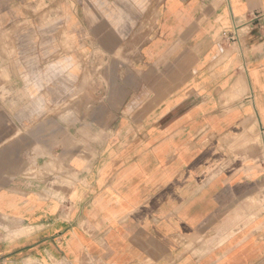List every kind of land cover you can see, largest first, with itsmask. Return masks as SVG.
<instances>
[{
    "label": "crops",
    "instance_id": "0c3cea01",
    "mask_svg": "<svg viewBox=\"0 0 264 264\" xmlns=\"http://www.w3.org/2000/svg\"><path fill=\"white\" fill-rule=\"evenodd\" d=\"M41 1L0 0V264H264V0Z\"/></svg>",
    "mask_w": 264,
    "mask_h": 264
},
{
    "label": "rangeland",
    "instance_id": "374dc122",
    "mask_svg": "<svg viewBox=\"0 0 264 264\" xmlns=\"http://www.w3.org/2000/svg\"><path fill=\"white\" fill-rule=\"evenodd\" d=\"M58 7V4L55 5ZM46 7V4L42 0L41 3H37L35 5V10L36 11H42ZM68 16L70 17L68 21H66V31L65 34L63 35V43L66 48V50L70 53L71 49L77 47L75 46L79 41L76 36H73L71 34V29L78 27L76 25V21L72 18V15L70 13V9L65 10ZM64 11V13H65ZM90 23V19L85 18L83 21ZM88 37V36H87ZM85 39V37H84ZM68 53V54H69ZM107 53L104 52H91V51H84L83 53V61H82V68L84 69V84H83V89L80 91L81 93L73 99L68 105L65 106L69 110V108H76L78 106H83L84 108H87L88 106H91V92L92 90H98L100 93L104 91V88L106 87V84L103 83L106 81V76H107ZM113 60L111 61V64H116L117 67L120 66L122 68L123 63L125 61V56L123 51H117L115 53V58H112ZM119 68L120 73L122 74V70ZM93 79H99V85L96 83L93 84ZM64 108V109H65ZM257 140V139H256ZM255 142V140H253ZM246 148V147H245ZM246 150V149H244ZM261 153H262V148H260ZM261 205L264 204V198L261 199Z\"/></svg>",
    "mask_w": 264,
    "mask_h": 264
},
{
    "label": "built area",
    "instance_id": "2783aa9c",
    "mask_svg": "<svg viewBox=\"0 0 264 264\" xmlns=\"http://www.w3.org/2000/svg\"><path fill=\"white\" fill-rule=\"evenodd\" d=\"M238 29H236L233 33H231L230 35H228L226 37L227 40L232 41V42H236L239 40V35L237 32Z\"/></svg>",
    "mask_w": 264,
    "mask_h": 264
}]
</instances>
